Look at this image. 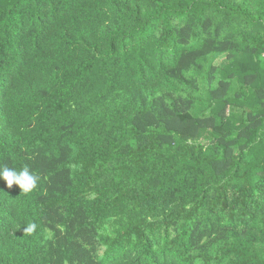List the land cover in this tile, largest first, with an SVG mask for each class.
<instances>
[{"label":"trees","instance_id":"trees-1","mask_svg":"<svg viewBox=\"0 0 264 264\" xmlns=\"http://www.w3.org/2000/svg\"><path fill=\"white\" fill-rule=\"evenodd\" d=\"M0 164V264H264V0H0Z\"/></svg>","mask_w":264,"mask_h":264},{"label":"clouds","instance_id":"clouds-1","mask_svg":"<svg viewBox=\"0 0 264 264\" xmlns=\"http://www.w3.org/2000/svg\"><path fill=\"white\" fill-rule=\"evenodd\" d=\"M37 177L32 174L28 165L21 170L8 167L6 164H0V180L6 183L7 188L11 189L13 185L18 186L20 191L25 193L32 191L37 185ZM37 228L35 222H29L24 229L27 233H33Z\"/></svg>","mask_w":264,"mask_h":264}]
</instances>
